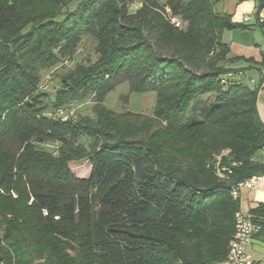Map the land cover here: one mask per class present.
<instances>
[{
  "label": "trees",
  "instance_id": "16d2710c",
  "mask_svg": "<svg viewBox=\"0 0 264 264\" xmlns=\"http://www.w3.org/2000/svg\"><path fill=\"white\" fill-rule=\"evenodd\" d=\"M67 1L0 0V264H218L240 207L231 186L264 174L251 159L264 146L258 89L220 82L221 32L242 25L215 10L220 0H138L134 12L132 0L62 11ZM86 36L94 60L59 75L49 107L42 72L72 59ZM124 80L156 93L151 115L104 104ZM89 97L91 117L46 114ZM219 156L237 162L227 178ZM84 157L89 175L76 177L68 161ZM249 212L264 242V203Z\"/></svg>",
  "mask_w": 264,
  "mask_h": 264
},
{
  "label": "crops",
  "instance_id": "0c3cea01",
  "mask_svg": "<svg viewBox=\"0 0 264 264\" xmlns=\"http://www.w3.org/2000/svg\"><path fill=\"white\" fill-rule=\"evenodd\" d=\"M216 4L219 6L215 8L217 12L229 14L233 22L242 25L221 32L220 39L226 47L225 67L241 71L244 77L240 79L252 88L257 87L256 109L264 123V27L258 26L254 20V15L258 14L264 21V0H220ZM245 15L253 18L244 22ZM262 158L263 150L260 149L254 155V161L261 162ZM237 198L242 211L264 203V174L258 177L253 187H240Z\"/></svg>",
  "mask_w": 264,
  "mask_h": 264
},
{
  "label": "rangeland",
  "instance_id": "374dc122",
  "mask_svg": "<svg viewBox=\"0 0 264 264\" xmlns=\"http://www.w3.org/2000/svg\"><path fill=\"white\" fill-rule=\"evenodd\" d=\"M160 3H165L167 0H158ZM78 0H68L62 11H71L77 5ZM140 3L138 0H132L128 4V10L130 12H134ZM219 8L218 4L214 6V8ZM95 42L92 41L89 37H84L79 49L78 53L73 56L72 59L67 60L63 63L56 65L55 67L43 71L41 74V82L38 87V91H44L47 93L46 99L44 102L49 104V107H54L55 104V91L59 88L58 85V77L59 75H63L73 68L75 63L84 62L89 63L95 58V53L93 52ZM48 84L46 87L45 85ZM45 86V88L41 89V86ZM220 86V85H219ZM224 86H222L223 88ZM213 93H209L205 96V102L207 104H211L213 101ZM156 102V93L154 91L140 93V92H131L129 90L128 81L124 80L119 82L111 91L107 93L104 99V104L115 112H123V111H131V112H143L147 115H151L152 109ZM71 104L76 106L77 109V118L74 119L76 121H80L85 115L92 116L91 107H92V98L89 97L83 101L76 100L72 101ZM80 142H83L85 145L93 142V139L90 136L83 135L79 138ZM49 146H51L49 144ZM46 149H51L52 147L56 149V146H42ZM218 160V159H217ZM68 167L70 172L76 177H87L90 172V164L87 157L78 160H70L68 161ZM2 193L3 191L0 190ZM12 196L16 197V194L12 192ZM250 252L252 253L254 258H263L264 257V242L255 240L252 242L250 247ZM73 253V252H72ZM34 263H45L44 256L37 257L34 260Z\"/></svg>",
  "mask_w": 264,
  "mask_h": 264
},
{
  "label": "built area",
  "instance_id": "2783aa9c",
  "mask_svg": "<svg viewBox=\"0 0 264 264\" xmlns=\"http://www.w3.org/2000/svg\"><path fill=\"white\" fill-rule=\"evenodd\" d=\"M252 18L253 17L249 15H245L243 21L247 22ZM172 22H174L177 26L180 25V21L177 18H172ZM226 69V72L220 77V82L222 84H226L230 79L238 80L244 77L241 71L231 70L228 67H226ZM251 82L253 83L254 80L251 79ZM45 86L47 87L48 84ZM45 86L43 85L41 88H45ZM46 114L49 117H53L64 122L68 120H74L77 117V109L73 104H67L54 108L52 111H48ZM261 149L263 150V158L261 163L264 164V146ZM227 152V150L222 152V155H226ZM219 159L220 156L218 157L217 164L215 165V171L220 178H227L231 173L232 166L236 165L237 162L232 161L229 165H221L219 163ZM251 159L254 160V157ZM258 177L259 175H253L243 181L233 184L231 186L232 197L235 199L238 197V190L240 187H253ZM259 231L260 225L253 221L250 212L242 211L239 208L234 213V230L228 240L225 257L219 261L218 264H264V257L256 259L248 250L254 239V235Z\"/></svg>",
  "mask_w": 264,
  "mask_h": 264
}]
</instances>
